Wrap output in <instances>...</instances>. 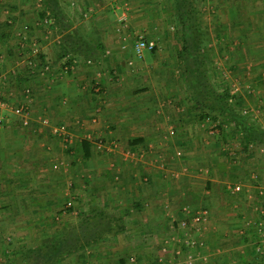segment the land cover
Here are the masks:
<instances>
[{
    "label": "crops",
    "instance_id": "0c3cea01",
    "mask_svg": "<svg viewBox=\"0 0 264 264\" xmlns=\"http://www.w3.org/2000/svg\"><path fill=\"white\" fill-rule=\"evenodd\" d=\"M145 1L139 0V3ZM152 1L158 0L146 2ZM9 3L14 5L11 0ZM210 4L214 5L211 19L219 20L221 15L224 17L227 14L228 22L212 23L207 27L209 32L216 35L223 27L229 29V25H233L234 20L239 18L237 12H242L248 21L247 32H250H246L249 43L246 51L262 52L264 56V0H211ZM238 4V8L233 7ZM115 5L119 7L117 3ZM137 10L129 13V26L132 29L144 26L142 20H148L147 27L150 23L156 29L159 28V20L155 23L154 20L157 19L149 10L142 13ZM162 27L163 25L160 28ZM106 28L101 25L96 29L98 39H101L98 42L100 44L96 43L92 49L95 55L82 43L68 40L72 28L66 33L59 32L63 45L69 41V46L73 44L82 50L77 52L81 54L77 59L67 58L62 53L57 44L58 37L52 39L44 31L37 35V30L25 33L26 36H33L30 40L41 41L38 45L42 55L40 60L50 63L48 71L41 65L29 64L28 57L23 55L24 43L21 41L20 46L14 44L15 39L16 42L19 41L16 31L7 30L10 36L3 40L4 45L0 40V93L8 102V108L2 112L5 120L0 124V240L6 237V230L11 229L17 237L16 245L33 244L44 235L46 213L58 210L65 213L68 207H61L60 197L64 192L69 193L64 190L66 178L50 175V166L69 160L72 151L68 147L81 141L88 133L91 138L86 139L87 141L94 144L93 138H102L111 149L99 152L97 159L91 160L92 163L84 161L82 177L76 179V174H73L71 178L76 182L75 195L83 198L81 205L85 204V209L98 207L115 212L129 229L116 238V252L120 257L114 263L141 264V260L144 264H195L196 260L198 264L208 263V256L204 254L208 249L204 238L207 235L208 218L200 224L199 231L185 229L181 220L191 218L195 211L204 208L202 205L193 207L188 200L193 190L200 196H207L205 189L208 181H205L204 189L194 182L203 179L202 175H208L210 171H223L226 163L221 164L218 154H228L231 159H236L243 152L232 153L235 147H232L231 141L228 140L227 145L223 141L216 144L214 137H211L210 144L205 141L212 148L206 155L207 158L205 155L199 156V160L194 163L195 157L188 141L189 136L194 138L192 126L183 125L181 114H172L174 111L169 108L171 98L166 95L168 93H154L146 89L149 86L147 82L136 88L137 80L142 81L138 75L140 69L146 71L156 53L149 51L151 57H147L148 51H145L142 58L137 56L134 45L123 43L121 33L115 35L116 44H111L112 40L108 43L102 32H106ZM21 35L23 34L20 33ZM105 35L110 41L106 33ZM158 36L160 34L157 35L153 30H146L147 39H157L155 37ZM249 56L256 61L250 52ZM89 57H96V64H87L86 59ZM257 62L258 68L264 65L261 59ZM251 64L249 67L255 66V63ZM249 81L247 86L255 89L260 86L256 77ZM258 94L261 93L257 91L250 95L253 97L251 101H256ZM254 111L252 109L249 113H252L255 120L258 118L256 124L264 128V108H258L255 113ZM45 119L48 122H44ZM173 121L176 125L175 133L170 134L172 126L165 129L162 124ZM60 123H66L72 131V143L66 144L68 141L52 133L51 126ZM225 127L228 125L225 124ZM201 136L203 134L197 135V138L200 140ZM185 147L183 155L177 154ZM261 147L264 144L250 150L264 164ZM236 153L239 155L236 156ZM162 158L166 166L164 170L159 167V160ZM193 166L198 169L196 172L192 170ZM78 171L81 172L80 169ZM194 172L200 173L201 177H195ZM252 173L253 171L248 174L250 179ZM232 176L237 177L233 182L244 183L242 192L247 202L242 205L247 212H253L258 188H250L245 183L247 175L242 176L239 170ZM260 176L264 177L263 174ZM69 177L70 175L67 176ZM228 190L231 192L229 188ZM185 208H189L190 212ZM253 217V214H244L242 234L243 228ZM187 238L196 240L199 250L186 244ZM109 240L106 239L105 242ZM103 247L99 257L103 253V261L107 262L108 258L110 260L106 256L111 253L110 247L107 244ZM106 248L108 249L105 250ZM189 254L195 255L191 263L187 260ZM2 255L9 258L3 253V245L0 243V259ZM176 257L183 258V261L179 260L177 263Z\"/></svg>",
    "mask_w": 264,
    "mask_h": 264
},
{
    "label": "rangeland",
    "instance_id": "374dc122",
    "mask_svg": "<svg viewBox=\"0 0 264 264\" xmlns=\"http://www.w3.org/2000/svg\"><path fill=\"white\" fill-rule=\"evenodd\" d=\"M11 1L14 2L13 6L9 3L10 0H0V33H3L0 35V40H2V45H4L3 40H6L7 36H10V33L7 31L9 29L16 31L19 35V41L16 42L15 39L14 44H18L20 46L22 41L24 45L28 44L31 46L34 43L39 45L41 41L37 42L30 40L33 36L30 37V34L29 36L25 35L27 32L32 33L37 30L38 34L34 32L35 35H39V32L44 31L48 32L52 39H57L58 37L57 44L60 46V49H62L63 39L58 36H61V33H59L60 30L59 28L52 26L54 23L48 18L52 16V14L45 6L44 0H24V2H22V0ZM57 1L63 10V19L67 24H69V29L72 28V34L68 40H74L80 44L82 43L92 55H95L92 50L94 45L101 39H98L96 34V29H99L101 25L102 27H107L105 29L106 32H102L108 43H111L112 40L111 44L117 43L115 35L118 33L122 34L121 40L123 43L132 45L135 44L139 36L143 35L146 37V30L151 32L153 30V32L157 35L160 34V36L155 37L157 39H151L157 43V48L154 50L156 54H154L152 64L146 68V71L140 69V74H138L139 79L145 82L137 80L136 88L147 82L149 86H146V89H150L154 93H168L166 95H169L171 98L169 108L174 111L172 114H181V118H183V125L191 124L192 126L191 133L194 134V138L189 136L188 141L190 142L189 147L191 148V151H193V157H195L194 163H196V160H199V156L204 157L205 155L206 157L210 150H212L211 146L209 147L205 143L206 141L210 144L211 137H214V142H216V144L223 141V144L226 143L227 145V143H229L228 140L231 141L232 147H235L233 151H231L232 153L236 151L243 152L239 140L234 141V136L229 135V131L232 130H229V126L225 127V124L219 122L220 120L212 118V115H209L208 110H202V108L194 107L196 103L193 94L188 87L189 81L187 82L186 80L188 74L185 73V67L187 63H191L193 57L191 53L194 52L196 54L195 50L198 45L199 50L205 57L207 63V75L212 85L219 91H228L230 95L229 101L235 106L236 110L241 112L243 115H248H245L248 117L247 119L256 124L258 118L255 120L254 116L252 113L250 114L249 111L252 109L257 111L258 108L260 110L264 108V65L259 66L258 68V65L256 64V62L260 61V59L263 60L264 64V56L262 52L249 51L253 54L252 58L255 57L256 61H254V59L252 60L250 58L249 52L246 51L249 49L246 34L250 32H247L248 27L246 26L248 25V21L245 19L244 13L237 12L236 15H238L239 18L234 20L235 22L233 25L230 24L229 29L223 27L219 34L214 35L212 32H209L207 27H210L212 23L214 24L217 21L224 23V21L227 20V14H224L226 15L224 17L220 14L221 16L219 17V20L211 19V14L214 12L212 9L214 5L210 4L211 0H181L180 2L178 0H158L157 2L152 1L151 3H147L146 1L148 0L143 3H139V0ZM116 3L119 7L115 5ZM233 7L238 8L239 4ZM135 10L140 11L141 13L144 10L146 12L149 10L151 15H154L157 19L154 20V22L156 23L159 20V28L156 29L155 25L152 26L150 23L147 27L146 21L148 20H142L144 26L132 29L129 26V13H133ZM184 18H188L189 20L187 26L183 24ZM161 25H163L162 28H160ZM20 33L23 35L20 36ZM105 33L110 41H108ZM185 48L190 49L187 50ZM23 55H25V58L30 56L29 46H25ZM19 57H22V54H19ZM147 57H151L149 51L147 53ZM0 59H2L1 54ZM96 59V57L92 58L94 63L96 62ZM63 60L66 61V59ZM245 62L247 63L245 64ZM251 63H255V68L249 67L252 65ZM119 74L121 73H118V75ZM255 77L260 82L258 89L252 88L249 85L247 86L250 82L249 80ZM164 78H166V80ZM157 81H159V83H157ZM257 91L261 94H258L256 101L253 102V100L251 101L253 97L250 95L257 93ZM194 112L196 113L194 114ZM177 119H179V116ZM174 123L175 121L167 124L164 123L162 124V127L165 129L170 128V126L176 128ZM198 128L200 132H203L200 133L197 130ZM223 129H226L227 133H222ZM205 131H207L208 135ZM202 134L203 136H201V139L199 140L197 135ZM69 148L70 147H68V150L72 151V153H70L71 158L59 164H52L50 166V175L55 174L56 176H65L66 178L64 181L66 185L64 190H68L69 193L64 192L61 195V207H64L68 200L72 199L74 202L73 206L67 208L65 213H62L59 210L46 213V217L43 222V231L44 234L49 236L60 233L68 222L76 224L77 228H80L78 225L83 218L82 213L90 208L85 209V204L84 206L81 205L83 198L80 195H75L76 192L74 188L76 182H74L71 176L76 174V179L79 176L82 177V164L84 161L91 162L93 158L97 159L99 152L111 149L104 148L103 150H100L94 144L93 156L85 158L83 157V153L80 148L77 149L73 147L71 150ZM185 149L186 147L180 149L177 154L183 155ZM199 149H201V151ZM159 150L161 151L162 149ZM156 151L158 153H162L158 150ZM223 154H218L221 164L226 163L222 172L210 171V174L207 175L206 173L205 175H202L203 179H197V181L194 182L199 183L200 187L203 188L205 187V181H208L205 189L207 196H200L192 189L193 194H191L188 200L191 206L197 207L202 205L209 212L207 219L209 220L207 222L208 227L206 228L207 235L204 237L208 244V249L207 251H204V254L208 256L207 258L209 259V262L205 264H240L242 263V256L247 259L251 258L250 252L253 249L252 242L254 240L248 241L243 235L245 234L244 231L246 229H249V237L252 235V229L250 226H252L254 217L248 225L243 228V234L241 233V227L244 225V214L247 216H252V214L253 216H256V212L254 209L253 212H247L242 205L243 202L245 203L247 200L244 199V197H240L237 193L232 194L227 187L229 186V183L235 181L237 177L232 175L239 170L242 176L247 175L248 180L245 183H247L250 188H253L255 185L248 174L253 171L260 172V174L264 175V164L259 161V157L256 153H252V155H249L248 153L246 155L243 152L241 153L243 155L239 157L237 156L239 154L236 153V159H231L230 156ZM239 158H241L240 161L238 160ZM235 160H237V162H235ZM205 161H207V159ZM160 162H164V159H160L159 163ZM182 163L188 164L187 162ZM236 168L238 170H236ZM78 169H80L81 172H79ZM192 170L196 172L198 169L193 166ZM195 172L193 173L195 177L197 175L201 177L200 173L197 174ZM228 174H230V176H228ZM69 175L70 177L67 178ZM70 189H72V191L74 189V191L72 192ZM263 198L264 195H262V197L257 196L256 203H259L263 200ZM126 230L129 229L126 227L123 232ZM6 231H8L6 233V237L4 236L3 239L0 240V243L3 245V253L9 256L11 252L10 250L12 249L11 245L17 241V237H15L14 232L12 233L11 229ZM117 236L118 235L112 234L108 235L107 238H105V240L110 239L107 243L104 240V244L109 245V251L111 252L106 255L110 257V260L108 258L107 262L103 261L105 258L103 257V253L102 257H99L101 247H103L104 244H98L88 250V258H86L85 261H80L77 256H70L66 260H63L60 264H115L114 262L119 261L117 257H120V255L116 252V247H118L115 243ZM8 237L10 240H8ZM107 249L108 248L105 250ZM262 249L263 252H260V255L261 259L264 261V246ZM17 252L19 254V251ZM192 253L194 252L192 251ZM1 258L0 263L18 264L16 260H10L9 258H5L3 255ZM179 260L182 262L183 258H177V263ZM187 260L189 262L191 261L189 258ZM142 261L143 260H141V264H144ZM195 264H198V260L195 261Z\"/></svg>",
    "mask_w": 264,
    "mask_h": 264
},
{
    "label": "trees",
    "instance_id": "16d2710c",
    "mask_svg": "<svg viewBox=\"0 0 264 264\" xmlns=\"http://www.w3.org/2000/svg\"><path fill=\"white\" fill-rule=\"evenodd\" d=\"M179 2L181 0H178ZM45 6L52 14L48 17L53 23V27L59 28V32L66 33L69 30V24L63 19V10L57 0H44ZM46 19V18H45ZM44 19V20H45ZM188 18L183 19V24L187 26ZM195 25V24H194ZM67 41V40H66ZM67 41L62 47V52L66 55L69 51L76 53L82 52L73 44L69 46ZM79 46V44H78ZM198 50V51H196ZM191 63H187L185 73L188 74L187 82L195 100V108L208 110L212 118L220 120L222 124L229 126V135L234 136L233 140H239L244 154L252 155L249 145L254 143L256 146L264 144V128L250 122L245 115L236 110L235 106L229 101L228 91H219L211 83L207 75V63L203 53L197 45ZM154 52V51H152ZM39 58L42 55L39 53ZM212 113V114H211ZM221 124V125H222ZM222 133H227L226 129ZM92 142L82 139L75 145L70 146V150L80 148L83 157L90 158L93 156ZM227 156H229L227 154ZM242 193V195H240ZM240 197H245L243 192L237 193ZM258 197L261 195L256 194ZM262 197V196H261ZM264 199V198H263ZM206 207V206H205ZM83 218L77 228L76 224L68 222L62 231L55 235L44 234L40 240L33 244L16 245L14 242L10 250L9 259L16 260L18 264H60L70 256H77L80 261L88 258V250L98 244H103L108 235H118L124 231L125 224L122 220L106 209L90 207L89 210L83 211ZM255 218V216H254ZM251 227V236L249 229L244 231V238L253 241V249L250 252L251 258L247 259L242 256L240 264H264L261 259L260 251L257 250L260 241V235L254 226ZM19 251V254L18 252ZM126 261V259H124ZM254 261V262H252Z\"/></svg>",
    "mask_w": 264,
    "mask_h": 264
},
{
    "label": "built area",
    "instance_id": "2783aa9c",
    "mask_svg": "<svg viewBox=\"0 0 264 264\" xmlns=\"http://www.w3.org/2000/svg\"><path fill=\"white\" fill-rule=\"evenodd\" d=\"M48 22V21H47ZM23 47V51H24V45ZM30 47V56L28 57L29 59V64L37 66V65H41L43 66V69L48 71L50 70V63L48 61H41L39 58V53H40V48L39 46L34 43L32 44ZM157 48V43L154 40L151 39H147L146 37H144L143 35L139 36L138 39L136 40L135 44H134V50H135V54L139 57H142L145 53V51H154ZM81 54L76 53H72V52H68L66 54L67 58H71L73 57L74 59L79 58ZM86 63L87 64H93L94 61L92 60V58H87L86 59ZM0 83H1V77H0ZM8 108V102L6 101V99L2 96V94L0 93V124H2L5 120L2 112L4 109ZM24 111V108H22ZM44 122H48L47 119L44 120ZM51 131L54 135L59 136L61 138H63L67 143H72L73 142V134L72 131L69 129L68 125L66 123H60V124H55L51 126ZM169 133L170 134H174L175 130L174 128H170L169 129ZM88 134V133H87ZM85 134L83 139H90L91 135L90 134ZM93 143L96 145V147L100 150H103L104 148H109V146L106 145L105 141L102 138H98L97 140L93 138ZM255 144L251 143L249 145L250 148L254 149L255 148ZM261 152H264V147H261ZM159 167L161 169H166L165 163L164 162H160L159 163ZM251 179L253 181V184L258 188V194L259 195H264V179L260 176V174L258 172H253L251 174ZM243 187H244V183L242 182H234V183H230L228 188L231 190L232 193H239L243 191ZM73 206V201L69 200L66 203V207H71ZM185 210H189V208H185ZM254 210L256 212V216L254 218V221L252 223V226L255 225V228L257 230V233L260 235V243L257 247V250L260 252H263L262 247L264 246V199L261 200L259 203H256L254 206ZM190 212V210H189ZM208 210L205 208L202 209H198L197 211H195V213L192 215L191 218H184L181 220V225L189 230V229H195L197 231L200 230V224L208 218ZM194 230V231H195ZM186 244H189L190 247H195L196 250H199V245L198 242H196V240H192L187 238L186 240ZM262 249V251H261ZM195 255L193 254H189L188 258L191 260L190 263L192 262V260L194 259Z\"/></svg>",
    "mask_w": 264,
    "mask_h": 264
}]
</instances>
